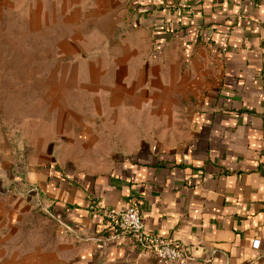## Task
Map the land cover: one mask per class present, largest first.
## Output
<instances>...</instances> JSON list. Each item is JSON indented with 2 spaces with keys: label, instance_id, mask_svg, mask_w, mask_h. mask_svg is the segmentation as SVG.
Masks as SVG:
<instances>
[{
  "label": "crops",
  "instance_id": "1",
  "mask_svg": "<svg viewBox=\"0 0 264 264\" xmlns=\"http://www.w3.org/2000/svg\"><path fill=\"white\" fill-rule=\"evenodd\" d=\"M40 10L39 111L0 133V233L36 209L55 238L0 264H159L104 217L131 205L194 264H264V0Z\"/></svg>",
  "mask_w": 264,
  "mask_h": 264
},
{
  "label": "rangeland",
  "instance_id": "2",
  "mask_svg": "<svg viewBox=\"0 0 264 264\" xmlns=\"http://www.w3.org/2000/svg\"><path fill=\"white\" fill-rule=\"evenodd\" d=\"M41 6L47 8L48 0H0V133L9 137L18 135L25 117L39 111L43 89L39 73L30 67L38 64L45 42L24 40L23 36L29 24L31 32L38 31L35 23L39 22ZM54 238L53 224L33 209L23 214L15 227L1 230L0 257L39 255L54 244Z\"/></svg>",
  "mask_w": 264,
  "mask_h": 264
},
{
  "label": "built area",
  "instance_id": "3",
  "mask_svg": "<svg viewBox=\"0 0 264 264\" xmlns=\"http://www.w3.org/2000/svg\"><path fill=\"white\" fill-rule=\"evenodd\" d=\"M104 217L115 234L132 237L135 244L159 264H194L181 246L146 232L135 206L131 205L124 210H105ZM259 246V240L251 244L253 250H258Z\"/></svg>",
  "mask_w": 264,
  "mask_h": 264
}]
</instances>
